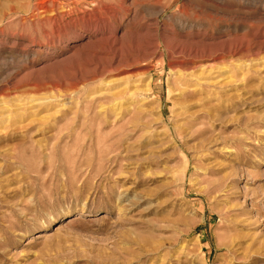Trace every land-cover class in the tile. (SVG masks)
<instances>
[{
    "label": "rangeland",
    "instance_id": "rangeland-1",
    "mask_svg": "<svg viewBox=\"0 0 264 264\" xmlns=\"http://www.w3.org/2000/svg\"><path fill=\"white\" fill-rule=\"evenodd\" d=\"M0 264H264V0H0Z\"/></svg>",
    "mask_w": 264,
    "mask_h": 264
},
{
    "label": "bare ground",
    "instance_id": "bare-ground-1",
    "mask_svg": "<svg viewBox=\"0 0 264 264\" xmlns=\"http://www.w3.org/2000/svg\"><path fill=\"white\" fill-rule=\"evenodd\" d=\"M198 82V81H197Z\"/></svg>",
    "mask_w": 264,
    "mask_h": 264
}]
</instances>
